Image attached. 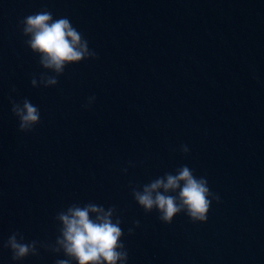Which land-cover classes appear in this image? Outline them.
<instances>
[{
    "label": "water",
    "instance_id": "1",
    "mask_svg": "<svg viewBox=\"0 0 264 264\" xmlns=\"http://www.w3.org/2000/svg\"><path fill=\"white\" fill-rule=\"evenodd\" d=\"M43 9L97 58L33 87L54 73L19 22ZM10 96L39 108L34 131L18 130ZM181 165L220 196L206 222L165 224L132 195ZM88 202L115 206L127 264H264V0H0V264L66 259L38 244L14 261L3 244L54 245L57 213Z\"/></svg>",
    "mask_w": 264,
    "mask_h": 264
},
{
    "label": "clouds",
    "instance_id": "2",
    "mask_svg": "<svg viewBox=\"0 0 264 264\" xmlns=\"http://www.w3.org/2000/svg\"><path fill=\"white\" fill-rule=\"evenodd\" d=\"M19 23L23 35L28 37L25 43L39 56L40 65L54 73L42 72L39 80L33 77V87L55 86L68 65L97 58L89 41L67 17L54 19L50 11L43 9L27 15ZM95 100V95L88 97L84 107H90ZM9 102L12 113L18 118V130L23 133L34 131L41 122L39 108L27 98L17 101L10 96ZM180 151L187 154L189 148L181 145ZM132 195L146 213L156 210L158 219L165 224H171L180 213L193 223L206 222L213 201L220 200V196L210 189L207 177L196 176L187 165L177 167L174 172H165L147 184L132 186ZM115 213V206L106 209L92 202L83 206L72 203L55 217L60 222V234L54 245L35 240L25 243L23 234L14 232L3 247L11 250L14 261L37 255L39 244L53 252H63L67 258L57 260L56 264H73V261L76 264H127L128 251L121 240L124 235L120 227L122 221ZM134 224L138 227L140 221L136 220ZM128 232L132 234L133 229L129 228Z\"/></svg>",
    "mask_w": 264,
    "mask_h": 264
}]
</instances>
